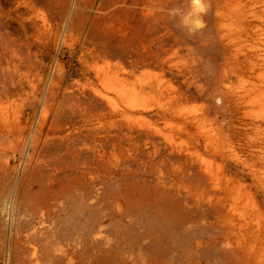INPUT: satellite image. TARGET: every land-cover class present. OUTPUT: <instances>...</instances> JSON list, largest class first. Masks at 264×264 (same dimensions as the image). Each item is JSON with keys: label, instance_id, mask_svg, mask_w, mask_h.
Listing matches in <instances>:
<instances>
[{"label": "rangeland", "instance_id": "1", "mask_svg": "<svg viewBox=\"0 0 264 264\" xmlns=\"http://www.w3.org/2000/svg\"><path fill=\"white\" fill-rule=\"evenodd\" d=\"M207 4L205 27L190 34L189 0H0V264L24 263L14 199L44 97L61 80L101 109L115 168L156 175L144 163L160 156L180 176L168 195L153 173L100 185L105 231L66 264H264V0ZM227 4L235 16L217 9ZM72 207L68 230L98 219Z\"/></svg>", "mask_w": 264, "mask_h": 264}, {"label": "bare ground", "instance_id": "2", "mask_svg": "<svg viewBox=\"0 0 264 264\" xmlns=\"http://www.w3.org/2000/svg\"><path fill=\"white\" fill-rule=\"evenodd\" d=\"M217 9L222 15L235 16L229 4ZM118 42L119 39L114 44ZM115 47L117 45L111 49ZM104 52L114 54L110 49ZM3 94L4 87L0 86V100ZM85 100L70 92L64 81H59L45 95L34 132L29 136L31 144L14 199L15 204L20 201L18 214L23 228H19L13 242L23 264H66L65 258L71 261L75 257L71 251L75 246L84 258L86 239L97 231H105L102 213L106 203L103 204L102 199L106 186L111 190L110 187L115 188V185L119 186L133 177L140 181L146 173L154 174L139 164L134 167L132 163H127L124 168H115V133L107 132L103 137L101 109L95 102L90 100L87 104ZM13 135L10 142L17 136ZM102 137L111 146L107 157L100 150ZM145 160V168L161 169L154 174V186L159 193L168 195L176 191L180 176L176 172L171 176L162 171L166 159L148 156ZM103 183L106 186H100ZM72 205L77 206L80 212L86 208L93 209L98 219L88 228L79 225L74 230H68L66 224Z\"/></svg>", "mask_w": 264, "mask_h": 264}, {"label": "clouds", "instance_id": "3", "mask_svg": "<svg viewBox=\"0 0 264 264\" xmlns=\"http://www.w3.org/2000/svg\"><path fill=\"white\" fill-rule=\"evenodd\" d=\"M190 10L181 16V23L189 29V33H195L205 27L203 17L207 14L209 6L207 0H189ZM170 15H181L180 9H172Z\"/></svg>", "mask_w": 264, "mask_h": 264}]
</instances>
